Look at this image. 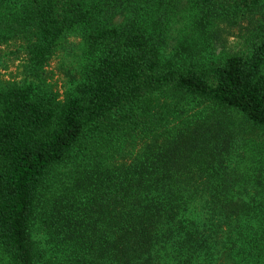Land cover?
Returning a JSON list of instances; mask_svg holds the SVG:
<instances>
[{
	"label": "trees",
	"instance_id": "1",
	"mask_svg": "<svg viewBox=\"0 0 264 264\" xmlns=\"http://www.w3.org/2000/svg\"><path fill=\"white\" fill-rule=\"evenodd\" d=\"M29 1L28 76L76 26L97 60L64 97L0 87V264H264V28L207 59L168 37L184 2L205 35L264 0Z\"/></svg>",
	"mask_w": 264,
	"mask_h": 264
},
{
	"label": "rangeland",
	"instance_id": "2",
	"mask_svg": "<svg viewBox=\"0 0 264 264\" xmlns=\"http://www.w3.org/2000/svg\"><path fill=\"white\" fill-rule=\"evenodd\" d=\"M193 15V5L186 2L171 12L169 46L185 38L190 42V38L195 37L201 59L246 53L255 37L252 30L264 28V3L262 10L244 20H214L205 35H200L193 27ZM250 19H255V23ZM34 20V8L29 0H7L0 6V87L9 82L32 80L37 94L55 92L64 97L86 79L97 57L89 51L86 29L76 26L68 30L54 48L44 82L28 76L27 46ZM254 137L255 143L264 145V130L257 131ZM255 166L258 168L257 164Z\"/></svg>",
	"mask_w": 264,
	"mask_h": 264
}]
</instances>
